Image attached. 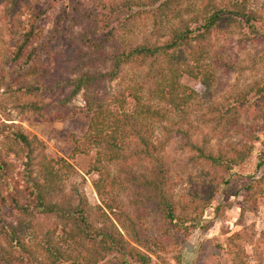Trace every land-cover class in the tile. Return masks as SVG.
Masks as SVG:
<instances>
[{
	"label": "rangeland",
	"instance_id": "374dc122",
	"mask_svg": "<svg viewBox=\"0 0 264 264\" xmlns=\"http://www.w3.org/2000/svg\"><path fill=\"white\" fill-rule=\"evenodd\" d=\"M236 1L243 2L249 17H239L226 10H234L231 0H216L217 7L225 10L223 15L226 20H222L221 26L211 34L213 49L207 62L212 68L213 82L208 85L201 76L196 78L184 74L181 81L196 93L193 102L182 110L171 108L168 119L158 122L153 137L157 145L156 158L166 163L169 170L171 180L167 187L170 198L176 205V213L182 216V222L192 233L189 236L179 231L175 224L177 221L165 218L155 200H146V195L151 191L148 180L155 177L159 163L148 154L136 151L137 140L129 129L119 134L123 155L115 162L109 163L103 157L102 146H91L87 141L91 115L86 101L90 93H100L104 98H109L129 81L144 80L148 70L146 63L129 64L121 70L118 78L102 83L100 89H83L61 107L41 112H21L17 106L18 84L10 80L7 84L0 83V152L4 154L6 151L4 129L11 123L21 126L29 136H36L44 142L42 149L46 157H63L75 167V172L68 173L62 182L60 200L79 202V198H85L88 205L93 207L91 221L95 228L107 224L121 232L129 244L150 258L147 263H142L138 257L130 254L124 256L114 249L91 264H124V260L131 264H264V193L259 196L255 206L251 201H246L242 193L237 195L233 191L229 194V187L237 189L245 182H251L253 177L263 178L264 189V0ZM32 2H35L31 4L34 8L24 7V14L31 15L33 9H41L42 24L51 28V33L43 34L44 38L53 39L50 34L53 33L56 15L76 14L80 18L74 9V5L79 3L82 11L92 12L93 21H99L102 31L120 23L133 24V33L128 37L138 42L149 37L154 26L150 17L152 10L148 14L142 12V9H150L144 2H150L152 7H158L160 3L153 0ZM10 8L8 0H0V65L6 70L13 65L12 57L7 54L14 40L12 28L15 19L8 10ZM232 17L237 18L235 25L230 20ZM107 22L110 23L109 27L103 28ZM83 28L84 23L77 24L73 31L75 36ZM76 54L74 50L67 56ZM56 58L53 59L55 62ZM62 66L67 67L68 63ZM95 69L106 71L107 66L99 64L93 68L88 65L83 70ZM64 94L55 92L48 97V101L61 99ZM133 100L128 97L126 109H131ZM113 108L117 109L115 106ZM248 146L250 153L247 159L234 165V170L228 172L200 157L201 151L213 155H235ZM98 159L102 164L108 162L107 171L119 180L114 193L119 207L115 212L108 211V217L103 216L98 208L103 205L95 188L99 175L90 169ZM259 162L263 163L262 167ZM214 189V203L204 210L202 225L195 227L191 221L198 213L191 202L193 196H209ZM2 207L6 221L18 226L20 211L11 201ZM131 218L134 220L132 227L144 229L146 238L141 243H136L128 227L124 228L125 222L128 224ZM33 220L35 228L26 231L25 237L26 241L35 245L33 249L38 250L35 256L40 262H47L45 252L48 245L51 249L58 248L66 253L71 252L72 248L77 253L76 249L81 250V246L86 250L91 248V242L82 236L75 235L74 239H68L65 229L70 224L57 216L37 212ZM48 238H52L53 246L47 242ZM38 241L40 243L37 245ZM12 250L5 236L0 235V257L9 255L12 264H39L29 254ZM73 258L67 261L72 262Z\"/></svg>",
	"mask_w": 264,
	"mask_h": 264
},
{
	"label": "trees",
	"instance_id": "16d2710c",
	"mask_svg": "<svg viewBox=\"0 0 264 264\" xmlns=\"http://www.w3.org/2000/svg\"><path fill=\"white\" fill-rule=\"evenodd\" d=\"M153 1H160L159 6L152 7L150 2H144L150 9H142L146 14L152 10L150 17L154 22L150 36L144 41L138 42L128 37L133 24L120 23L110 30L102 31L99 21H93L92 12L82 11L78 3L74 5V9L80 18L76 14L69 16L67 13L56 15L53 19V33L50 34V38L56 41L53 45V39L43 37V34L51 33V28L42 24L41 9H33L31 15L24 14V7L34 8L31 4L35 2L8 0L11 6L8 10L16 23L12 28L13 45L7 50L14 67L12 65L6 70L0 65V83L7 84L10 80L18 84L17 106L21 112H41L61 107L83 89H100L102 83L118 78L121 70L129 64L146 63L148 70L144 80L129 81L109 98H104L100 93H90L86 101L91 115L87 134L90 137L87 136V141L91 146H102L103 157L109 163L115 162L123 155L119 134H124L125 129H129L137 140L136 151L148 154L159 163L155 177L148 180L151 191L146 195V200H155L165 218L177 221L175 224L179 231L189 236L192 233L182 222V216L176 213V205L170 198L167 187L171 180L169 170L166 163L156 158L157 145L153 137L158 122L168 119L172 113L171 108L175 111L182 110L193 102L196 93L181 81L184 74L196 78L201 76L202 81L208 85L213 82L212 68L207 58L213 49L211 34L216 27L221 26L222 20H226L223 15L225 10L217 7L216 0ZM231 1L234 10H226L239 17H249L243 2ZM230 20L234 25L237 22L236 17ZM82 23L83 30L75 36L74 27ZM109 24L103 28L109 27ZM68 38L71 39L69 42ZM74 50L77 51V56H67ZM55 57L56 62L53 60ZM66 63L68 66L63 67ZM99 64H106V71L83 70L85 66L92 65L94 68ZM75 73L78 74L71 76ZM55 92L65 94L61 99L48 101V97ZM128 97L134 99L130 110L126 109ZM4 132L7 141L5 153L0 152V235L5 236L13 250L29 254L39 264H91L114 249H118L124 256L130 254L138 257L142 263H147L149 256L129 244L121 232L111 229L107 224L94 227L95 224L91 221L93 207L88 205L85 198H79V202L60 200L62 182L68 173L75 172L72 163L63 157H46L42 149L44 142L36 136H29L19 125L11 123L5 127ZM249 153L248 146L235 155H213L201 151L200 157L228 172L234 170V165L244 162ZM108 162L102 164L98 159L90 168L99 175L95 188L103 205L98 208L107 217L108 211L115 212L119 207L114 198L119 180L107 171ZM262 164L259 162L260 167ZM262 181L263 178L253 177L251 182H245L237 189L229 187V194L233 191L237 195L242 193L246 201H251L255 206L259 196L264 193ZM228 183L230 186V182ZM215 193L214 189L209 196H193L191 202L194 211L198 213L191 221L195 227L202 225L204 210L214 203L212 197ZM8 201L21 213L18 226L9 224L2 214V205ZM37 212L67 221L70 224L66 225L69 230L65 229L68 239H74L75 235L82 236L84 240L91 242V248L83 249L80 244L81 250L76 249L77 253L73 248L66 253L58 248L51 249L48 245L45 252L47 262L38 261L35 256L38 250L33 249L35 245L26 241L25 237L26 231L35 228L33 218ZM128 220L124 228L128 227V231L135 236L136 243H141L146 238L144 229L132 227L134 220ZM47 242L53 246L52 238H48ZM39 243L38 241L37 245ZM70 257H74L72 262L67 261ZM9 263L12 264L9 255L0 257V264ZM129 263L124 260V264Z\"/></svg>",
	"mask_w": 264,
	"mask_h": 264
}]
</instances>
